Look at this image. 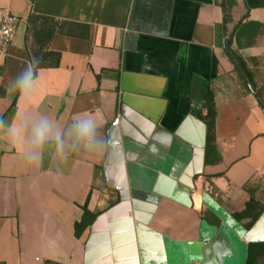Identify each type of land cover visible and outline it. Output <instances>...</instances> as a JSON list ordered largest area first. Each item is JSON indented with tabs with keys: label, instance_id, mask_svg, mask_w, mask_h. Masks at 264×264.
Wrapping results in <instances>:
<instances>
[{
	"label": "crops",
	"instance_id": "0c3cea01",
	"mask_svg": "<svg viewBox=\"0 0 264 264\" xmlns=\"http://www.w3.org/2000/svg\"><path fill=\"white\" fill-rule=\"evenodd\" d=\"M0 9L22 18L0 55V264H225L264 243V213L251 229L234 218L251 197L264 204V0H0ZM31 15L64 25L49 47L60 65L36 71L27 101L15 81L42 47L27 38ZM89 115L100 125L91 151L73 126ZM42 116L66 161L54 140L36 163L21 154L9 125H22L27 143ZM86 208L95 218L78 236Z\"/></svg>",
	"mask_w": 264,
	"mask_h": 264
},
{
	"label": "trees",
	"instance_id": "16d2710c",
	"mask_svg": "<svg viewBox=\"0 0 264 264\" xmlns=\"http://www.w3.org/2000/svg\"><path fill=\"white\" fill-rule=\"evenodd\" d=\"M64 23H61L55 19L42 17L38 15H31L29 18V24L27 29V38L34 35L36 41L40 43L42 47L39 50L33 51L31 54L32 64L36 65V71L45 68H57L60 65L61 54L51 51L49 49L53 38L62 33V27ZM44 36L46 38V44L44 42ZM232 38L226 39V51L228 56L236 64V68L240 74L248 82L252 90H255L254 74L250 71L245 60L231 50ZM44 43V44H43ZM45 46V47H44ZM44 47V48H43ZM257 93V92H256ZM206 115L203 117V121L207 126V151L208 153L215 148V121H216V104L214 102L213 95L210 93L208 105L206 107ZM264 213V204L251 197L246 204L244 210L240 213L234 214V218L237 221L249 220L246 227L251 229L258 219ZM95 215L91 214L87 208L85 209L82 221L76 225V233L78 236L84 232L93 222ZM45 264H52L47 262ZM246 264H264V243H255L248 246V256Z\"/></svg>",
	"mask_w": 264,
	"mask_h": 264
},
{
	"label": "clouds",
	"instance_id": "9594fccd",
	"mask_svg": "<svg viewBox=\"0 0 264 264\" xmlns=\"http://www.w3.org/2000/svg\"><path fill=\"white\" fill-rule=\"evenodd\" d=\"M36 65L30 64L16 78L15 85L18 88L20 98L30 101L35 85ZM3 119L0 118V125ZM75 140L85 149L94 150L97 143L98 129L100 127L96 119L89 115L87 117H78L74 123ZM9 129L14 138L20 140L21 154L30 162L36 163L41 159L42 149L50 140H54L57 153L66 161L65 145L58 130L54 131V121L47 116L38 117L31 125L30 140L25 143L23 137V126L13 123Z\"/></svg>",
	"mask_w": 264,
	"mask_h": 264
},
{
	"label": "built area",
	"instance_id": "2783aa9c",
	"mask_svg": "<svg viewBox=\"0 0 264 264\" xmlns=\"http://www.w3.org/2000/svg\"><path fill=\"white\" fill-rule=\"evenodd\" d=\"M21 21L19 15L0 9V55L8 54ZM118 123L119 119H116L113 124Z\"/></svg>",
	"mask_w": 264,
	"mask_h": 264
},
{
	"label": "rangeland",
	"instance_id": "374dc122",
	"mask_svg": "<svg viewBox=\"0 0 264 264\" xmlns=\"http://www.w3.org/2000/svg\"><path fill=\"white\" fill-rule=\"evenodd\" d=\"M242 255V257H241V260H234V259H232V258H229V255L227 256L226 255V257L224 258V260H225V264H245V261H246V255H247V253H246V255H245V251L243 250V252L241 253ZM230 261V262H229ZM206 262H203L202 264H205ZM217 263V262H216Z\"/></svg>",
	"mask_w": 264,
	"mask_h": 264
},
{
	"label": "water",
	"instance_id": "95a60500",
	"mask_svg": "<svg viewBox=\"0 0 264 264\" xmlns=\"http://www.w3.org/2000/svg\"><path fill=\"white\" fill-rule=\"evenodd\" d=\"M235 64V63H234ZM236 65V64H235ZM240 73V72H239ZM241 75V74H240ZM242 79L245 81L246 85L249 87L250 91H252L253 95L256 97L255 93L253 92L252 88L250 87V85L248 84V82L245 80V78L241 75ZM257 101H258V98L256 97ZM261 108L263 109L264 111V108L263 106L260 104Z\"/></svg>",
	"mask_w": 264,
	"mask_h": 264
},
{
	"label": "flooded vegetation",
	"instance_id": "af4514ba",
	"mask_svg": "<svg viewBox=\"0 0 264 264\" xmlns=\"http://www.w3.org/2000/svg\"><path fill=\"white\" fill-rule=\"evenodd\" d=\"M245 264H246V262H245Z\"/></svg>",
	"mask_w": 264,
	"mask_h": 264
}]
</instances>
